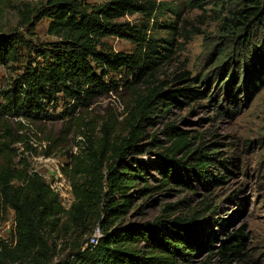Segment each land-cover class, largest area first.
<instances>
[{
    "label": "trees",
    "instance_id": "16d2710c",
    "mask_svg": "<svg viewBox=\"0 0 264 264\" xmlns=\"http://www.w3.org/2000/svg\"><path fill=\"white\" fill-rule=\"evenodd\" d=\"M214 1H223L222 7L229 3L221 31L232 36L228 47L233 51L222 55L231 57L237 53L239 58H246L252 46H259L253 59L259 66L263 64L264 60H259L264 58V0ZM19 15L21 25L28 27L31 35L46 19L48 33L56 41L34 47L18 31L0 33V70L18 63L21 50L35 55L9 87L0 86V227L8 211L14 213L11 241L0 239V259L48 264L57 241L68 249L96 226L102 237L96 246H88L84 255L77 256L78 264H191L200 250H209L213 255L217 233L212 227L204 236L205 230L194 216L172 218L171 212L181 203L165 205L162 214L152 221L126 222L140 195L163 192L173 185L195 190L193 180L210 184L205 174L213 161L210 155L215 154L207 155L205 147L200 146L177 160V153L191 142L187 133L174 125H167L164 131L173 147L164 150L158 162L148 164L133 157L144 151L145 145L140 142L146 137L145 127L170 113L179 98L191 97L188 89L163 91L148 80L168 58L160 50L171 52L160 43L173 46L172 39L160 40L151 32L157 28L175 35L177 23L161 24L159 19L167 15L179 17L180 9L156 0H110L100 5L87 0H40L35 5L23 4ZM134 15L142 16L143 21L135 25L121 21ZM109 38L130 40L134 50L116 52L106 42ZM248 66L251 68L250 63ZM249 72L252 78L255 72ZM121 76L122 82L118 80ZM141 82L148 85L144 93L133 87ZM121 83L131 90L123 113L124 130L117 135L115 121L111 120L103 126L101 138L81 132L79 152L68 154L62 168L74 197L66 208L59 194L33 170L25 152L17 148L26 140L17 134L25 129L22 120H32L34 124L68 119L82 129L86 125L79 111L88 113L96 101L117 92ZM60 104L69 108L56 118L47 114L49 107L58 108ZM94 129L95 125L88 127L89 132ZM157 144L161 141L154 136L148 145ZM25 149L39 155L29 142ZM50 149L43 154L46 158L51 157ZM191 155L195 156V164L186 166ZM151 167L161 175L160 184L153 187L147 178ZM223 179L215 178L214 183L220 185ZM142 210L143 207L141 214ZM242 241L241 232L230 236L217 255L223 261L241 258Z\"/></svg>",
    "mask_w": 264,
    "mask_h": 264
},
{
    "label": "rangeland",
    "instance_id": "374dc122",
    "mask_svg": "<svg viewBox=\"0 0 264 264\" xmlns=\"http://www.w3.org/2000/svg\"><path fill=\"white\" fill-rule=\"evenodd\" d=\"M40 0H0V33L7 34L18 31L36 47L54 42L56 38L48 33L49 22L42 20L34 35L28 27L21 25L19 10L23 4L35 5ZM110 0H87L91 4H104ZM169 2L180 9V16L167 15L159 19V23H177L175 35L169 36L167 30L153 28L151 35L157 39H172L173 46L160 43L171 50L160 52L168 58L157 68L152 78V86L168 90L188 89L191 97H181L173 106L171 112L157 119L153 126L145 127L146 137L140 145H145L141 154L133 155L145 163H156L164 150L173 147V141L164 133L167 125H174L180 131L187 133L191 144L177 153L176 159H182L198 147H205L204 152L213 159L205 177L210 183H191L195 190H188L179 185H173L163 192L140 195L135 201V207L126 222L141 224L152 221L162 214L167 204L181 203L177 210L171 212L172 218L177 216H194L199 224L206 229L213 228L217 233L212 244L215 248L211 255L209 250H200L192 259L191 264H264V62L254 60V51L259 47H251L246 58L222 55L231 52L230 33L221 31L222 18L226 15L227 5L223 1L214 0H156ZM196 4H202L200 7ZM121 21L138 24L143 21L139 15L126 16ZM106 42L116 52L131 53L134 46L130 40L109 38ZM35 59L32 51L21 50L19 62L0 70V86L9 87L20 75L28 61ZM246 65L249 63L251 68ZM255 61L252 63V61ZM259 60V59H258ZM263 59L259 61H263ZM250 69L255 74L250 78ZM256 69V70H254ZM123 76L118 77L122 82ZM147 84L139 83L133 87L139 92L147 91ZM131 90L123 86L115 93L106 95L95 102L88 113L79 111L84 127L78 128L68 119L37 121L23 119L24 130L17 132L25 136V143L17 148L25 152L32 168L39 173L50 186L56 183L62 189L59 195L61 203L69 208L73 194L68 189L67 178L62 174V168L68 161V154H77L81 141V132L101 138L103 126L115 121L114 131L120 134L124 130V110L131 99ZM69 108L60 104L58 108L49 107L47 114L58 117ZM17 122V119H14ZM88 127L95 125L91 132ZM15 126V124H14ZM83 135V134H82ZM156 136L161 144L148 145ZM29 142L39 155L25 149ZM51 147V157L43 154ZM147 152V153H146ZM195 156L186 160L189 165L195 164ZM1 164V159H0ZM223 164V165H221ZM227 170V171H225ZM62 177H61V176ZM222 178L223 183H214L215 178ZM151 187L159 185L160 172L151 167L147 177ZM65 180V182L63 181ZM70 187V186H69ZM71 188V187H70ZM72 193V190H71ZM142 214L140 210L142 209ZM14 213L9 210L4 223L0 227V239L10 242L14 232ZM201 222V223H200ZM92 233L73 241L64 249L63 243L57 241L56 249L51 253L48 264H78L77 256L84 255V250ZM243 235L241 242L242 257L223 261L218 255V249L235 234ZM76 256V257H74ZM0 264H32L28 259H9Z\"/></svg>",
    "mask_w": 264,
    "mask_h": 264
},
{
    "label": "built area",
    "instance_id": "2783aa9c",
    "mask_svg": "<svg viewBox=\"0 0 264 264\" xmlns=\"http://www.w3.org/2000/svg\"><path fill=\"white\" fill-rule=\"evenodd\" d=\"M61 176V175H60ZM62 177V176H61ZM63 181L65 182V180L63 179ZM70 185H68V189L70 190V194L71 193V188L69 187ZM52 189L58 193L59 195L62 194V189L59 188V186L57 185V183L54 186H51ZM102 237V234L100 232V230L97 228L96 232L94 233V235H92V237L90 238L89 242L87 243L86 247L88 246H96L100 240V238Z\"/></svg>",
    "mask_w": 264,
    "mask_h": 264
}]
</instances>
